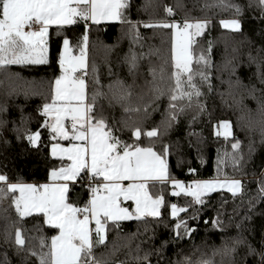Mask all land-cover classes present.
Here are the masks:
<instances>
[{
  "label": "trees",
  "instance_id": "obj_1",
  "mask_svg": "<svg viewBox=\"0 0 264 264\" xmlns=\"http://www.w3.org/2000/svg\"><path fill=\"white\" fill-rule=\"evenodd\" d=\"M225 2L240 5L242 13L237 15L234 8L206 6L216 5L219 0H129L124 16L133 22H141L137 25L141 37L137 43L132 41L130 25L120 21L88 23L87 29L83 21L52 26L47 39V63L12 65L0 70V119L7 121L0 127V174H6L10 182H47L53 168L66 164V160L51 155V143L59 138L53 140L49 130L43 127L48 117L42 115V106L51 102L54 80L61 74L58 61L63 40L67 38L77 53L86 30L87 94L90 97L95 88L93 65L103 86L100 91L107 94L97 99L93 115L102 112L113 134L122 143L152 146L157 153L167 146L165 158L171 178L241 180V192L233 195L229 191H214L202 197L203 204L194 203L193 197L184 193L173 195L170 180L163 184L149 182V193L164 198L160 216L119 221V227L109 221L105 244L93 250L103 264H186L185 257L192 264L199 260H211L212 264H258L260 260L258 254H249L248 246L257 253L264 250V195L259 193L260 182L264 181V18H261L256 0ZM146 4L149 6L145 7ZM165 6L171 7L174 14L168 15ZM228 18L241 21L239 32L221 27L219 21ZM184 19L211 21L203 35L193 39L192 47L195 52L206 50L207 42L212 41V90L209 91L207 85L201 86L204 95L200 100L205 105V112L197 114L194 108L186 109L165 132L162 121L168 96L154 99L153 78L148 69L166 67L165 81L157 79L166 91L167 73L171 71L173 30L146 28L143 24L160 20L182 22ZM130 46L136 52L146 54L135 77L129 74L128 66L123 62ZM150 51L153 54L148 55ZM117 79L132 86L131 96L119 103L111 99L107 87ZM125 107H139L140 111L125 112ZM221 120L231 122L233 135L227 139L215 134L220 130L217 125ZM135 126L140 127L142 133L157 128L159 135L155 138L141 135L136 140L132 135ZM16 129L21 131L17 133ZM25 129L41 132L37 146L29 144ZM237 140L240 148L233 149L231 145ZM233 157L242 159L234 164ZM86 174L83 172L77 182L71 184L68 193L69 199L79 205L88 200L83 185ZM171 204L186 207L187 211L173 217ZM179 220L186 221L188 227L195 230L190 235H183L181 228L183 238L178 237L175 225ZM217 220L219 224L214 226L213 221ZM17 228L25 238L23 249H18L15 244ZM57 232L45 223L43 214L33 213L20 218L11 196L0 201V264H39L29 249L39 252V238H49ZM237 238H242L244 243L236 245L234 253L225 255V244L231 248ZM145 254H148V261L140 259Z\"/></svg>",
  "mask_w": 264,
  "mask_h": 264
},
{
  "label": "snow or ice",
  "instance_id": "obj_2",
  "mask_svg": "<svg viewBox=\"0 0 264 264\" xmlns=\"http://www.w3.org/2000/svg\"><path fill=\"white\" fill-rule=\"evenodd\" d=\"M256 3L261 9V18H264V0H256ZM206 6L234 8L237 15L242 13L240 5L226 3L225 0ZM251 6L250 3L249 7ZM128 7L129 0H0V70H6L12 65L47 63V38L49 28L53 25L62 27L83 21L87 29L89 22L100 24L102 21L116 20L130 25L132 41L137 43L141 39L137 25L141 22H133L124 16V10ZM165 12L168 15L174 14L169 6H165ZM210 23L207 19H184L182 22L160 20L143 24L146 28L173 29L171 71L167 73L166 91L157 83V79L160 82L165 81L166 67L162 65L159 70L156 67L148 69L153 78L154 99H159L165 94L168 96V107L162 121L165 132L186 109L194 108L197 114L206 111L200 97L204 95L201 91L202 85H207L208 90H212V41L207 42L206 50L200 49L198 52L193 50L192 45L194 37L203 35ZM219 23L221 27L234 32L241 30L239 19H224ZM63 46L64 50L60 53L58 61L61 75L54 80L51 102L43 104L42 115L52 117L51 121L44 120L43 127L49 130L53 140L59 138L70 141L67 147L52 144V156H67L71 164L53 168L49 177L52 183L39 186L20 181L10 182L6 174H0V201L11 196L12 204L20 218L40 213L43 214L47 225L58 230L56 235L49 238H39V252L29 249L30 254L38 258L39 264H103V261L96 258L93 250L105 244L109 221L119 227V221L160 216L164 198L162 195L155 198L149 195L148 184H163L171 179L165 158L168 147L164 146L163 152L157 153L152 146L141 147L138 144L133 146L122 143L113 134V129L107 124L102 112L93 115L97 99L107 94L100 91L103 86L100 85L94 65L92 72L95 88L90 97L86 91L87 82L84 77L88 75L87 30L82 37L78 55L72 54L67 38L63 40ZM151 54L153 53L150 51L148 55ZM145 55L143 52H136L131 46L124 55L123 62L127 64L128 72L133 77ZM167 63L166 61L165 64ZM225 66L227 67V64ZM78 71L81 75H76ZM109 71L111 74V70ZM232 71L234 72L235 68ZM107 87L111 99L118 103L131 96L132 86L125 85L122 80L117 79ZM109 102L111 103V100ZM124 111L139 112L140 108L125 107ZM195 118L196 116H193V119ZM66 120L71 122V132L65 126ZM6 123L7 121L0 119V127ZM217 128L220 129L215 133L217 136L227 139L233 135L231 122L228 120L219 121ZM16 131L19 133L21 130ZM24 132L29 144L37 146L41 132H29L26 129ZM132 135L139 140L141 135L155 138L159 133L157 128L142 133L141 128L135 126ZM231 147L239 149L240 142L237 140ZM249 150L251 151V146ZM239 159L242 157H233L234 164L238 163ZM85 171L90 181L87 186L90 197L83 207H78L68 202V193L70 183L76 181L80 173ZM125 181L128 183L125 184ZM171 183L178 189L173 195L184 193L193 197L196 204H203L205 201L202 197L217 188L227 187L233 195L241 190L239 179L194 180L187 186L180 180L171 179ZM260 183L262 186L259 193L264 195V181ZM129 200L135 203L133 211L121 206L122 201ZM170 207L173 217L187 211L186 207H178L177 204H171ZM93 222L94 228L90 227ZM213 224L218 225L219 221H213ZM181 228L183 235H190L195 230L189 228L186 221L179 220L175 229L180 238H183ZM242 243L244 240L237 238L233 240V247L229 248L225 244L224 254L234 253L235 246ZM15 244L18 249H23L25 245V238L19 228L15 230ZM248 247L249 254L260 256L258 264H264V250L257 253L251 245ZM215 254L214 252L213 255ZM140 259L148 261V254ZM185 261L186 264H192L188 257H185ZM197 264H212V261L199 260Z\"/></svg>",
  "mask_w": 264,
  "mask_h": 264
},
{
  "label": "rangeland",
  "instance_id": "obj_3",
  "mask_svg": "<svg viewBox=\"0 0 264 264\" xmlns=\"http://www.w3.org/2000/svg\"><path fill=\"white\" fill-rule=\"evenodd\" d=\"M228 19H234V18H228ZM204 20V19H203ZM116 20H114V21H109V22H115ZM191 21V20H190ZM178 22V21H177ZM173 30V29H172ZM195 38V37H194ZM69 48L71 49V52H72V54L73 55H78L79 54V52H77V53H75L73 50H72V48L70 47V44H69ZM64 50V46H63V49H62V51ZM87 70H88V68H87ZM86 70V71H87ZM79 72V71H78ZM61 75V74H60ZM84 79L86 80L87 79V75L84 77ZM77 143H78V141H77ZM55 144H60V143H55ZM60 145H62V146H64V147H67L68 145H63V144H60ZM55 157V156H54ZM57 158H61L59 155H58V157ZM61 159H63V160H66V161H68V163L66 164V165H64V166H62V167H67L69 164H71V161L70 160H68V158H67V156H64V157H62ZM57 168H59V167H57ZM61 168V167H60ZM51 173V172H50ZM82 173V172H81ZM80 173V174H81ZM169 173V172H168ZM220 179V180H224V179H239V178H220V177H216V178H206V179H193V180H189V181H186V180H183V179H177L176 178V180H180V181H182V182H184V184H185V186H187L188 184H190L192 181H194V180H213V179ZM171 179H175V178H171ZM171 179H170V181H171ZM240 180V179H239ZM241 181V180H240ZM50 183H52V181L50 180L49 182H46V183H40V184H36L37 186H39V185H42V184H50ZM26 184H35V183H31V182H29V183H26ZM172 184V183H171ZM218 190H224V191H228V188L227 187H223V188H217L215 191H218ZM241 190H242V183H241ZM241 190L239 191V192H241ZM174 191H178V189H175L174 188V186H173V192ZM214 192V191H213ZM230 192V191H229ZM239 192H237V193H239ZM19 194V193H18ZM207 194H209V193H207ZM149 195H151V194H149ZM206 195V194H205ZM152 196V195H151ZM153 197V196H152ZM153 198H155V197H153ZM68 202L69 203H73V204H75L76 206H78V207H83L84 205H79V204H77L76 202H73V201H71L70 199H69V197H68ZM178 206V205H177ZM179 207V206H178ZM161 210V209H160ZM90 227H92V224L90 225ZM57 234V233H56Z\"/></svg>",
  "mask_w": 264,
  "mask_h": 264
},
{
  "label": "crops",
  "instance_id": "obj_4",
  "mask_svg": "<svg viewBox=\"0 0 264 264\" xmlns=\"http://www.w3.org/2000/svg\"><path fill=\"white\" fill-rule=\"evenodd\" d=\"M116 22V21H115ZM89 23H91V22H89ZM101 23H109V21H102ZM53 26H55V25H53ZM52 27V26H51ZM50 27V28H51ZM50 28H49V30H50ZM48 39V38H47ZM47 55V54H46ZM86 91H87V89H86ZM48 120L49 121H51L52 120V117L51 116H49L48 117ZM65 126L69 129V131L71 132V122L70 121H68V120H66L65 122ZM60 143V144H65V145H68L69 144V140H62V139H59V140H56V141H54V142H52L51 143V146H52V144H54V143ZM50 146V152L52 153V147ZM52 155V154H51ZM55 157H58V156H55ZM68 163V161L66 162V164ZM66 164H64V165H66ZM64 165H62V166H64ZM62 166H60V167H62ZM59 167V168H60ZM58 169V168H57ZM86 172V171H85ZM83 173V172H82ZM81 173V174H82ZM87 173V172H86ZM80 174V175H81ZM87 175V174H86ZM79 178V177H78ZM78 178H77V180H78ZM77 180L76 181H74V182H71L70 183V186H71V184H73V183H75V182H77ZM50 181V180H49ZM49 181H47V182H49ZM23 183H29V182H23ZM31 183H35V184H40V183H37V182H31ZM41 183H46V182H41ZM125 184L126 183H128L127 181H125L124 182ZM148 192H149V190H148ZM150 194V193H149ZM153 196V195H152ZM154 197V196H153ZM121 206L122 207H125V208H128L129 209V211H133L134 209H135V203L133 202V201H122V204H121ZM161 209V208H160ZM94 223V222H93ZM92 223V224H93Z\"/></svg>",
  "mask_w": 264,
  "mask_h": 264
},
{
  "label": "built area",
  "instance_id": "obj_5",
  "mask_svg": "<svg viewBox=\"0 0 264 264\" xmlns=\"http://www.w3.org/2000/svg\"><path fill=\"white\" fill-rule=\"evenodd\" d=\"M76 75H81V72H77L76 73ZM90 183V181H89V179H88V175H86V177H84V179H83V185H84V187H85V189H86V191H87V196H88V199H89V197H90V193H89V190H88V184ZM94 223L92 224V227L94 228Z\"/></svg>",
  "mask_w": 264,
  "mask_h": 264
}]
</instances>
